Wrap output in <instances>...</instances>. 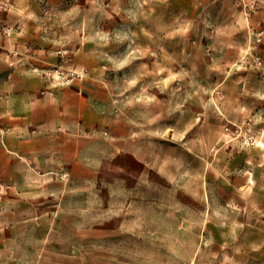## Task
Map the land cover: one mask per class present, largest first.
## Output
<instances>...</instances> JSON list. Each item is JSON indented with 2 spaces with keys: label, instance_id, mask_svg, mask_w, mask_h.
Wrapping results in <instances>:
<instances>
[{
  "label": "rangeland",
  "instance_id": "rangeland-1",
  "mask_svg": "<svg viewBox=\"0 0 264 264\" xmlns=\"http://www.w3.org/2000/svg\"><path fill=\"white\" fill-rule=\"evenodd\" d=\"M242 2L224 3L240 16H221L220 3L213 17L182 18V30L167 33L162 48L145 47L150 37L143 33L128 34L134 44L126 33L116 38L109 30L130 21L128 2H98V72L111 90L113 140L100 145L101 158L87 153L86 168L54 180L47 207H19L17 194H0V264H211L217 252L218 264H264V22L251 26L256 8L241 29ZM41 3L57 21L73 24L79 9L94 6ZM9 8L0 2V11ZM86 46L93 53V42ZM57 67L86 76L52 83L46 76ZM93 68L62 62L44 76L68 87L91 83ZM254 152L262 155L255 228L241 226L238 191L241 154Z\"/></svg>",
  "mask_w": 264,
  "mask_h": 264
},
{
  "label": "crops",
  "instance_id": "crops-1",
  "mask_svg": "<svg viewBox=\"0 0 264 264\" xmlns=\"http://www.w3.org/2000/svg\"><path fill=\"white\" fill-rule=\"evenodd\" d=\"M5 1L10 8L0 11V28H11V32L9 36L0 33V184L10 186L8 192L17 194L13 199L19 200V207L44 208L50 201L43 198L52 194L54 180L86 168L87 153L101 158L100 145L113 140L116 119L111 90L98 72L103 47L101 0H91L93 12L79 9L74 24L57 21L53 11L43 7L41 2L46 0H0ZM125 1L130 21L110 27L109 32L116 38L121 33L127 37L143 33L150 37L146 39L147 48L165 47L167 33L182 30V18L194 22L213 17V9L220 3L224 6L221 16H230L228 11L240 16L239 11L225 7L226 0ZM256 1L257 17L250 20L255 28L259 27L257 19L264 22V0ZM244 18L241 8V29L247 23ZM230 27L224 24L221 31L228 32ZM89 42H93V53L87 49L91 48L86 46ZM112 42L121 47V41ZM62 62L85 67L92 64L97 72L91 83L53 86L44 71ZM261 166V153L241 154L238 191L241 210L245 211L241 212V226L255 228L260 223L256 210L262 208L261 192L256 186L260 184ZM242 240H246L245 235H241ZM216 255L211 264L220 261V253ZM224 255L231 254L222 250V258ZM221 264H225L223 260Z\"/></svg>",
  "mask_w": 264,
  "mask_h": 264
},
{
  "label": "built area",
  "instance_id": "built-area-1",
  "mask_svg": "<svg viewBox=\"0 0 264 264\" xmlns=\"http://www.w3.org/2000/svg\"><path fill=\"white\" fill-rule=\"evenodd\" d=\"M248 2H242V10L244 12L245 19L247 20L251 13L255 12L257 8V1L256 0H247ZM86 74L83 71L74 70L71 68H62L57 67L54 70L47 73L46 77L51 79L52 83L69 85L74 80L82 81ZM10 186L0 184V194L8 191Z\"/></svg>",
  "mask_w": 264,
  "mask_h": 264
}]
</instances>
